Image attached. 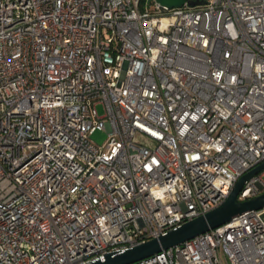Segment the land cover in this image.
I'll return each instance as SVG.
<instances>
[{
	"label": "built area",
	"instance_id": "2783aa9c",
	"mask_svg": "<svg viewBox=\"0 0 264 264\" xmlns=\"http://www.w3.org/2000/svg\"><path fill=\"white\" fill-rule=\"evenodd\" d=\"M143 1L0 0V264L123 251L264 162V0ZM131 264H264V208Z\"/></svg>",
	"mask_w": 264,
	"mask_h": 264
},
{
	"label": "water",
	"instance_id": "95a60500",
	"mask_svg": "<svg viewBox=\"0 0 264 264\" xmlns=\"http://www.w3.org/2000/svg\"><path fill=\"white\" fill-rule=\"evenodd\" d=\"M156 2L166 7L182 6L184 3L194 6L201 3L200 0H156ZM262 170H264V162L242 174L234 183L228 196L210 210L158 237L148 239L123 251L105 253L103 258L95 259L89 264H131L228 222L243 212L264 208V192L246 200L238 199V193L243 184Z\"/></svg>",
	"mask_w": 264,
	"mask_h": 264
},
{
	"label": "rangeland",
	"instance_id": "374dc122",
	"mask_svg": "<svg viewBox=\"0 0 264 264\" xmlns=\"http://www.w3.org/2000/svg\"><path fill=\"white\" fill-rule=\"evenodd\" d=\"M143 4H145L146 6H150L151 5V1L150 0H144ZM99 113L102 114V109L99 107L98 108ZM107 137L106 131L105 130H101L98 129L96 131H94L91 135L90 138L92 139V141H94L96 144H102L105 139Z\"/></svg>",
	"mask_w": 264,
	"mask_h": 264
}]
</instances>
